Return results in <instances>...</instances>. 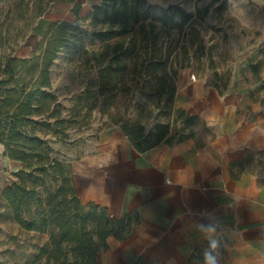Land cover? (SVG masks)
Segmentation results:
<instances>
[{
  "label": "rangeland",
  "instance_id": "obj_1",
  "mask_svg": "<svg viewBox=\"0 0 264 264\" xmlns=\"http://www.w3.org/2000/svg\"><path fill=\"white\" fill-rule=\"evenodd\" d=\"M93 1V9H82L69 24L43 30L40 23L53 11L65 15L68 0H0V60L41 58L47 49L59 47L50 66V85L41 87L49 94L48 110L43 106L25 124L27 132L35 128L50 147L51 159L62 161L68 172L73 159L92 150L116 125L144 146L187 136L194 120L175 106L176 80L183 68L190 69L193 79L208 74L212 81L213 67L220 68L217 75L223 82L239 76L264 107V32L249 25L264 23V8L248 6L238 15L220 0ZM133 6L139 21L126 34L108 37L113 13L119 8L130 12ZM179 8L190 16L184 17ZM16 64L14 78L1 66L0 86L34 90L42 80L39 71L28 72L30 62ZM252 167L264 177V147L254 152ZM23 168L31 170L0 149V264H45L47 258L40 253L50 233L21 226L2 196ZM59 183L49 170L44 189ZM71 207L69 212L74 203ZM105 222L116 226L111 217ZM66 264H76L72 252ZM190 264H204L203 257Z\"/></svg>",
  "mask_w": 264,
  "mask_h": 264
},
{
  "label": "crops",
  "instance_id": "obj_2",
  "mask_svg": "<svg viewBox=\"0 0 264 264\" xmlns=\"http://www.w3.org/2000/svg\"><path fill=\"white\" fill-rule=\"evenodd\" d=\"M220 1L238 15L264 8V0ZM96 3L68 0L65 15L56 9L39 26L71 21ZM250 23L264 32L263 22ZM189 71H179L175 96L194 120L187 136L146 147L116 125L70 162L82 202L124 222L94 264H190L209 240L218 242L217 264H264V177L252 167L264 147L263 104L241 77L223 82L219 67L209 70L212 81Z\"/></svg>",
  "mask_w": 264,
  "mask_h": 264
},
{
  "label": "trees",
  "instance_id": "obj_3",
  "mask_svg": "<svg viewBox=\"0 0 264 264\" xmlns=\"http://www.w3.org/2000/svg\"><path fill=\"white\" fill-rule=\"evenodd\" d=\"M95 8L98 11L101 6ZM179 10L184 17L190 16L184 9ZM162 20L167 22L164 15ZM119 21L120 27L116 31L114 27ZM138 21L136 6L130 12H127V8H119L113 13L107 36L126 34ZM69 23H55L52 28ZM58 50L59 47L47 49L41 58L19 59L14 55L0 60V68L3 65L4 72L10 78L16 76V61L22 60L24 63L30 62L28 72L39 71V78L42 79L34 90L28 92H25V86L19 89L17 86H0V142L4 143V154L28 163L31 169L19 170V179L5 187L2 196L11 206L13 217L21 226L28 230L50 233V239L43 245L40 253L47 254L45 264H66L69 252L73 253L76 264H94L99 248L107 246L108 236L118 234L124 227V222L113 218L116 226L109 228L105 221L110 216L104 208L98 204H84L76 190L70 166L68 172L62 161H53L47 142L36 134L34 127L27 132L25 124L31 116L40 114L43 106L48 110L46 98L49 94L41 90V87L50 85V66ZM5 80H1V85L6 84ZM8 119H11L10 127ZM49 170H53L59 177L60 183L53 188L44 189ZM72 203L74 210L69 212ZM85 206L90 209L86 210Z\"/></svg>",
  "mask_w": 264,
  "mask_h": 264
},
{
  "label": "clouds",
  "instance_id": "obj_4",
  "mask_svg": "<svg viewBox=\"0 0 264 264\" xmlns=\"http://www.w3.org/2000/svg\"><path fill=\"white\" fill-rule=\"evenodd\" d=\"M200 228L202 230H206L209 234L215 231V228L212 226H205L201 225ZM218 242L216 240H209V248L204 252L203 260L204 264H217V259L213 255V251L217 248Z\"/></svg>",
  "mask_w": 264,
  "mask_h": 264
},
{
  "label": "built area",
  "instance_id": "obj_5",
  "mask_svg": "<svg viewBox=\"0 0 264 264\" xmlns=\"http://www.w3.org/2000/svg\"><path fill=\"white\" fill-rule=\"evenodd\" d=\"M192 77H195L194 74H192Z\"/></svg>",
  "mask_w": 264,
  "mask_h": 264
}]
</instances>
